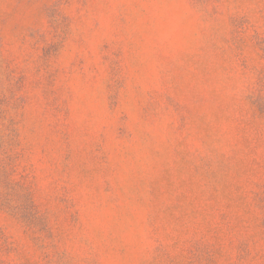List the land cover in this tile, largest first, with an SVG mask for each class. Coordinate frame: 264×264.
<instances>
[{"label":"rangeland","instance_id":"rangeland-1","mask_svg":"<svg viewBox=\"0 0 264 264\" xmlns=\"http://www.w3.org/2000/svg\"><path fill=\"white\" fill-rule=\"evenodd\" d=\"M0 264H264V0H0Z\"/></svg>","mask_w":264,"mask_h":264}]
</instances>
